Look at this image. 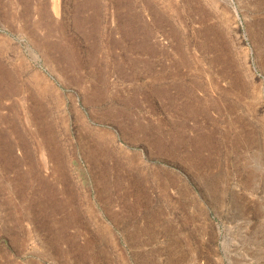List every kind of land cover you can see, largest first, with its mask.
<instances>
[{
  "label": "rangeland",
  "instance_id": "obj_1",
  "mask_svg": "<svg viewBox=\"0 0 264 264\" xmlns=\"http://www.w3.org/2000/svg\"><path fill=\"white\" fill-rule=\"evenodd\" d=\"M0 264H264V0H0Z\"/></svg>",
  "mask_w": 264,
  "mask_h": 264
}]
</instances>
